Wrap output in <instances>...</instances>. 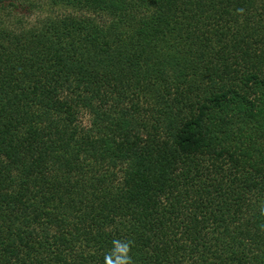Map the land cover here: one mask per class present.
I'll use <instances>...</instances> for the list:
<instances>
[{
	"label": "trees",
	"instance_id": "trees-1",
	"mask_svg": "<svg viewBox=\"0 0 264 264\" xmlns=\"http://www.w3.org/2000/svg\"><path fill=\"white\" fill-rule=\"evenodd\" d=\"M114 242L264 264V0H0V264Z\"/></svg>",
	"mask_w": 264,
	"mask_h": 264
},
{
	"label": "clouds",
	"instance_id": "clouds-1",
	"mask_svg": "<svg viewBox=\"0 0 264 264\" xmlns=\"http://www.w3.org/2000/svg\"><path fill=\"white\" fill-rule=\"evenodd\" d=\"M116 244L115 251L120 255L118 257L119 264H130L131 257L128 256L129 245L127 243L120 244L119 242H114ZM107 264H112L111 259H108Z\"/></svg>",
	"mask_w": 264,
	"mask_h": 264
},
{
	"label": "rangeland",
	"instance_id": "rangeland-1",
	"mask_svg": "<svg viewBox=\"0 0 264 264\" xmlns=\"http://www.w3.org/2000/svg\"><path fill=\"white\" fill-rule=\"evenodd\" d=\"M23 15L25 16L26 14H23ZM26 16L28 17L29 20H32L31 16H29V15H26ZM35 17H36V15H35Z\"/></svg>",
	"mask_w": 264,
	"mask_h": 264
}]
</instances>
